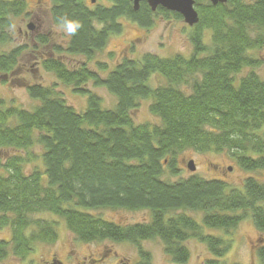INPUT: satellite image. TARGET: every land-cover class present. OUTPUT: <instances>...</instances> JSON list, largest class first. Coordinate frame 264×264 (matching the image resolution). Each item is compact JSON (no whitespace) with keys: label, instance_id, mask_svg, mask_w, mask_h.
<instances>
[{"label":"trees","instance_id":"trees-1","mask_svg":"<svg viewBox=\"0 0 264 264\" xmlns=\"http://www.w3.org/2000/svg\"><path fill=\"white\" fill-rule=\"evenodd\" d=\"M195 1L200 19L189 33V56L147 52L109 69L108 62L97 61V68L89 62L110 34L121 32L119 19L151 26L155 14L182 15L161 6L153 11L146 0L138 9L130 0H50L52 21L73 18L81 25L77 33L60 47L46 36L32 46L14 45V25L30 16L29 5L0 0V84L22 86L37 101L26 108L0 95V150L6 153L0 228L11 229V238L0 240L1 262L10 255L25 261L37 245L59 240L58 220L40 214L63 220L78 241L130 242L148 259L141 242L160 239L180 264L191 258L186 241L192 238L210 253L202 264L218 263L232 247L220 231L231 236L247 213L264 242V180L250 174L236 187L225 177L170 178L180 175L179 157L189 151L228 154L244 171L264 170V76L255 70L263 63L255 52L264 48V0ZM39 46L50 50L40 61L44 70L85 96L84 110L56 84L31 83L22 75L27 50ZM61 53L85 61L70 66ZM154 74L165 83L152 86ZM90 82L107 89L115 104L106 106ZM142 101L149 102L154 123L135 121ZM105 209L147 210L150 220L121 225L95 213ZM260 245L256 254L264 264Z\"/></svg>","mask_w":264,"mask_h":264},{"label":"rangeland","instance_id":"rangeland-1","mask_svg":"<svg viewBox=\"0 0 264 264\" xmlns=\"http://www.w3.org/2000/svg\"><path fill=\"white\" fill-rule=\"evenodd\" d=\"M91 4L90 0H86ZM30 10V16L27 18L18 19L13 28L14 45L27 44L34 45L39 36H46L49 38L52 45L65 46L66 35L60 30L58 24H55L50 16L49 8L51 7L50 0H27ZM96 3L107 4V0H97ZM151 26H146L138 21L128 18H121L119 22L122 23V30L120 33H112L109 36L106 47L96 54L95 58L91 60L90 66L97 68V61L108 62L109 69H112L118 61L123 57H131L139 59L144 53L150 52L162 57H171L176 54L190 55L192 53V44L189 39L191 26H189L184 19H176L175 17H166L163 14H155L153 16ZM32 23L33 28L28 29V25ZM50 51L49 48L44 49L42 46L37 47L35 51L29 48L22 59L23 76L27 81L34 83L40 82L44 85L56 84L59 91L63 92L67 101L73 104L78 110H84L87 106V98L83 95L75 93L70 86L60 83L55 75L47 72L41 65V60ZM257 56L263 60L262 65L255 69L261 76H264V48L255 52ZM66 53H61L62 59L70 66L80 65L85 61L84 56H67ZM64 55V56H63ZM248 70H244L242 74ZM102 76L107 75V71H101ZM241 74V75H242ZM165 83L161 75L154 74L150 80L152 86H157ZM92 91L102 96L104 104L112 107L116 100L104 87H95L93 82L87 85ZM0 95L8 101H13L15 104L22 105L26 108H32L37 101L32 99L22 86H7L0 84ZM148 101H142L140 107L134 111V119L137 123L155 122L157 121L149 112ZM35 152L39 148H35ZM6 153L0 150V161L3 163ZM195 161L196 170L191 171L188 168V162ZM39 163V161L37 162ZM180 175L170 177L174 180L177 177H188L191 174H197L205 178L225 177L231 184L236 187L240 185L244 177L252 174L261 180H264L263 171H244L235 162V160L228 154L218 153H198L189 151L179 157ZM31 166H28L30 169ZM1 171V169H0ZM168 176V175H167ZM104 218L109 219L121 225L139 223L150 220V213L147 210L143 211H126L105 209L95 211ZM245 218L240 222L238 228L233 231L231 236H224L226 231L206 229L208 233L217 234L232 240L231 250L220 258L216 264H262L256 248L264 242L258 243L260 235L254 225L251 215L248 213L244 215ZM38 217L57 219L59 240L53 246L37 245L32 254L28 257L26 262L10 255L0 264H38L40 261L49 258L52 251H57V257L63 259L69 251V240L74 238V235L66 227L63 220L49 215L40 214ZM197 220L203 224L202 214H197ZM11 238V229L9 227L0 228V240H9ZM86 243V242H83ZM79 243L81 247H77L80 251L84 248L86 251V244ZM257 246L255 247V244ZM186 245L191 251V258L184 264H202L205 259L211 257L205 243L197 239H189ZM144 250L150 253V260L153 264H180L172 261L171 257L165 253L164 246L160 239L144 240L141 242ZM262 246V245H260ZM117 250L123 253L136 254L138 249L129 246L128 243H116ZM255 247V248H254Z\"/></svg>","mask_w":264,"mask_h":264},{"label":"flooded vegetation","instance_id":"flooded-vegetation-1","mask_svg":"<svg viewBox=\"0 0 264 264\" xmlns=\"http://www.w3.org/2000/svg\"><path fill=\"white\" fill-rule=\"evenodd\" d=\"M263 242L259 238L258 243ZM75 237L69 240V251L66 256L61 259L57 257V251L53 250L50 257L41 260L38 264H153L152 261L146 257H143L139 252L138 246L130 242H116L113 240H102L96 242L83 243L86 244L87 249L85 252L80 251L77 247H81ZM116 243H124L129 246L137 248L136 254L123 253L116 249ZM56 244V243H55ZM53 244V245H55ZM47 245V246H53ZM257 243L255 244V247ZM254 247V248H255ZM258 247V246H257ZM26 262V260L24 261Z\"/></svg>","mask_w":264,"mask_h":264},{"label":"water","instance_id":"water-1","mask_svg":"<svg viewBox=\"0 0 264 264\" xmlns=\"http://www.w3.org/2000/svg\"><path fill=\"white\" fill-rule=\"evenodd\" d=\"M133 2L134 9H138L140 2L142 0H130ZM148 4L150 5L151 9L153 11H156V9L161 6L167 10L178 12L182 15L184 21L189 26H194L199 22V13L196 9V1L195 0H146ZM212 4L217 5L219 3H224L227 0H210ZM92 3H95L96 0H91ZM29 29L33 28V24L30 23L28 25ZM188 168L191 171L196 170V165L194 160H190L188 162Z\"/></svg>","mask_w":264,"mask_h":264},{"label":"clouds","instance_id":"clouds-1","mask_svg":"<svg viewBox=\"0 0 264 264\" xmlns=\"http://www.w3.org/2000/svg\"><path fill=\"white\" fill-rule=\"evenodd\" d=\"M59 27L66 35L73 36L77 33L81 25L73 18L62 17L59 21Z\"/></svg>","mask_w":264,"mask_h":264}]
</instances>
